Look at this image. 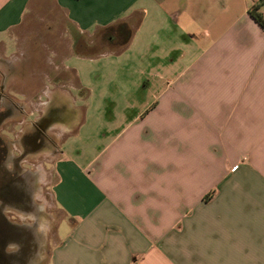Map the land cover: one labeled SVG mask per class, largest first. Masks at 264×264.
Returning a JSON list of instances; mask_svg holds the SVG:
<instances>
[{
    "label": "crops",
    "instance_id": "crops-1",
    "mask_svg": "<svg viewBox=\"0 0 264 264\" xmlns=\"http://www.w3.org/2000/svg\"><path fill=\"white\" fill-rule=\"evenodd\" d=\"M257 2L0 0V37L15 40L54 8L84 37L81 53L101 49L96 56L108 41L102 30L126 21L123 48L140 41L138 62L160 71L157 93L111 111L121 121L99 134L80 133L86 112L64 89L77 114L54 156L56 241L40 257L34 227V254L17 264H264V28L249 14ZM55 67L47 94L78 78ZM80 134L85 148H65Z\"/></svg>",
    "mask_w": 264,
    "mask_h": 264
},
{
    "label": "rangeland",
    "instance_id": "rangeland-1",
    "mask_svg": "<svg viewBox=\"0 0 264 264\" xmlns=\"http://www.w3.org/2000/svg\"><path fill=\"white\" fill-rule=\"evenodd\" d=\"M115 31V29H106L103 39L112 40V36L116 37ZM15 38L13 40L8 35L0 37L5 42V46L0 45V71H3L5 62L8 61L4 57L10 58L9 61H12L14 68L13 73L9 74V94L22 100L27 110L33 107L41 109L40 104L45 99L44 96L39 100H31V98L38 92V94L47 93L46 86L51 87L49 81L52 80V76L56 74L58 77L55 65L65 64L75 68L78 78L73 84L67 88L59 86L49 94L55 96V104H59L66 93L64 89L68 90L74 97V104L85 110L86 121L79 126L82 134L85 131L99 134L102 129L115 128L121 120L111 121V111L120 114L125 106L130 104L129 100L152 98L159 90L160 71L143 68V64L138 62L139 50H136V47H141L140 41L137 40L131 49L107 48L96 56V53L82 54L79 43L84 37L76 33L64 16L54 8H50L48 15L28 19L20 27ZM66 75L64 73L60 78H65ZM146 82L149 85H145ZM61 129L62 127H56L51 134L57 137ZM82 134L69 138L65 148L72 145L85 148L88 140L85 141ZM55 160L56 157L40 151L37 156L29 160L31 164H23L35 172L34 177L37 182L34 199L39 206L35 212L38 213L40 222L37 226L40 257L45 256L48 247L50 248L52 242L56 241V226L62 216L58 208L54 207L51 194ZM20 218L23 219V215ZM65 224V221L58 224L57 238L63 235Z\"/></svg>",
    "mask_w": 264,
    "mask_h": 264
},
{
    "label": "flooded vegetation",
    "instance_id": "flooded-vegetation-1",
    "mask_svg": "<svg viewBox=\"0 0 264 264\" xmlns=\"http://www.w3.org/2000/svg\"><path fill=\"white\" fill-rule=\"evenodd\" d=\"M12 69L13 65L5 62L0 71V264H17L19 257L34 254L37 240L32 231L40 224L34 199L37 182L35 172L23 164H31L29 160L40 151L59 155L64 133L56 137L51 131L74 122L77 114L68 96L55 104V96L47 93H43L41 109H25L22 100L8 92ZM33 99L39 100L38 94Z\"/></svg>",
    "mask_w": 264,
    "mask_h": 264
},
{
    "label": "trees",
    "instance_id": "trees-1",
    "mask_svg": "<svg viewBox=\"0 0 264 264\" xmlns=\"http://www.w3.org/2000/svg\"><path fill=\"white\" fill-rule=\"evenodd\" d=\"M264 5V0H259L256 4L252 5L249 8V14L258 22V24L264 28V12L260 11V7ZM115 29L116 31V37L112 36V40H108L107 44L105 45L104 48H110V49H121L126 44L131 38L132 35V29L130 28V25L126 21H121L117 24H115L113 27H108L103 29V33L105 32L106 29ZM101 49H93L92 51H89L88 54L90 53H97ZM87 55V54H86Z\"/></svg>",
    "mask_w": 264,
    "mask_h": 264
},
{
    "label": "built area",
    "instance_id": "built-area-1",
    "mask_svg": "<svg viewBox=\"0 0 264 264\" xmlns=\"http://www.w3.org/2000/svg\"><path fill=\"white\" fill-rule=\"evenodd\" d=\"M257 1H259V0H257Z\"/></svg>",
    "mask_w": 264,
    "mask_h": 264
}]
</instances>
